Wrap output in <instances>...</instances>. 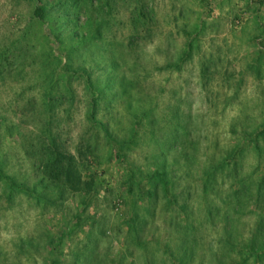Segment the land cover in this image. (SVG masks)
Listing matches in <instances>:
<instances>
[{
    "label": "rangeland",
    "instance_id": "obj_1",
    "mask_svg": "<svg viewBox=\"0 0 264 264\" xmlns=\"http://www.w3.org/2000/svg\"><path fill=\"white\" fill-rule=\"evenodd\" d=\"M0 163V264H264V0H0Z\"/></svg>",
    "mask_w": 264,
    "mask_h": 264
},
{
    "label": "trees",
    "instance_id": "obj_2",
    "mask_svg": "<svg viewBox=\"0 0 264 264\" xmlns=\"http://www.w3.org/2000/svg\"><path fill=\"white\" fill-rule=\"evenodd\" d=\"M153 176H154V177H157V178L162 182L165 191H166L167 193H169V192H170V191H169V190H170V182H169V180L167 179V177L165 176V174H163V173H159V172H158V173H155ZM0 178L3 179L4 181L6 180V181L8 182V184H9L12 188H14V187H19L15 181H13L8 175H6V174L4 173V169H3L2 165H1V163H0Z\"/></svg>",
    "mask_w": 264,
    "mask_h": 264
}]
</instances>
